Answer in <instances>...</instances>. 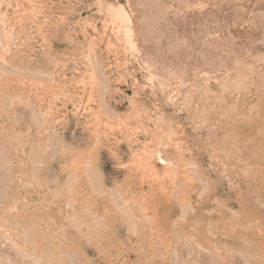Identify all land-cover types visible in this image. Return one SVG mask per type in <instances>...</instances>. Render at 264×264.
I'll return each instance as SVG.
<instances>
[{
  "label": "rangeland",
  "instance_id": "rangeland-1",
  "mask_svg": "<svg viewBox=\"0 0 264 264\" xmlns=\"http://www.w3.org/2000/svg\"><path fill=\"white\" fill-rule=\"evenodd\" d=\"M0 264H264V0H0Z\"/></svg>",
  "mask_w": 264,
  "mask_h": 264
},
{
  "label": "bare ground",
  "instance_id": "bare-ground-1",
  "mask_svg": "<svg viewBox=\"0 0 264 264\" xmlns=\"http://www.w3.org/2000/svg\"><path fill=\"white\" fill-rule=\"evenodd\" d=\"M113 16H114V19L121 24V27L123 29L124 38H125L126 42L131 46L133 44V42L131 40L132 31L130 28V25H131L130 17L124 11V9L122 7L115 9L113 11Z\"/></svg>",
  "mask_w": 264,
  "mask_h": 264
}]
</instances>
